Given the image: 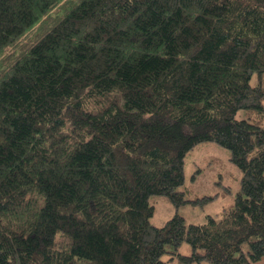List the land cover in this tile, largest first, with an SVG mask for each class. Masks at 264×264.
<instances>
[{
    "label": "trees",
    "instance_id": "16d2710c",
    "mask_svg": "<svg viewBox=\"0 0 264 264\" xmlns=\"http://www.w3.org/2000/svg\"><path fill=\"white\" fill-rule=\"evenodd\" d=\"M203 142L233 203L153 225L152 195L211 199L179 189ZM263 257L264 0H0V264Z\"/></svg>",
    "mask_w": 264,
    "mask_h": 264
},
{
    "label": "rangeland",
    "instance_id": "374dc122",
    "mask_svg": "<svg viewBox=\"0 0 264 264\" xmlns=\"http://www.w3.org/2000/svg\"><path fill=\"white\" fill-rule=\"evenodd\" d=\"M240 179L241 171L230 161L227 149L213 142L199 143L185 156L184 184L179 189L184 191L185 198L190 201L204 197L211 199L203 203L186 202L176 207L166 196L152 195L149 198L153 206L150 222L155 226H163L175 213L187 223H204L207 215L219 218L222 210L233 203L240 188ZM179 251L189 253L190 248L184 243ZM256 264H264V257Z\"/></svg>",
    "mask_w": 264,
    "mask_h": 264
}]
</instances>
